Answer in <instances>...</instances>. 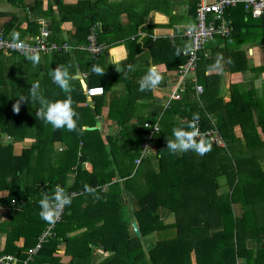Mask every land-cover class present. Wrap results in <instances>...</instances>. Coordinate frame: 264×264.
<instances>
[{
  "label": "trees",
  "instance_id": "obj_1",
  "mask_svg": "<svg viewBox=\"0 0 264 264\" xmlns=\"http://www.w3.org/2000/svg\"><path fill=\"white\" fill-rule=\"evenodd\" d=\"M5 1L30 11L42 6V0ZM102 1L85 0L87 12L82 13V1L65 6L62 0H53L62 20L69 14L77 16L67 40L59 39L56 28H48L52 40L59 45L68 43L71 51L33 54L39 57L38 63L29 60L30 55L0 52V139L5 135L11 138L9 143L0 140V192L4 191L0 208L5 211L0 222V235L5 236L0 256H13L16 264H264V94L233 85L230 101L223 104L217 88L207 81L213 76L199 70L200 63L224 59L233 71L239 54L244 53L243 42L236 35L247 34L249 26L255 25L263 40L264 13L256 18L243 4L228 5L223 15L231 20L230 35L213 37L222 44L214 48V56L206 52L208 42L199 50L194 79L190 76L180 99L170 100L155 115L154 111H139L146 105L141 99L153 97L152 91L143 96L128 69L120 73L128 88L126 101L122 95L105 96L110 89L106 75L98 82L103 92L87 101L80 81L73 77L76 55L85 53L95 59L118 42L107 16L101 15ZM178 1L189 5L188 26L193 25L196 0H138L132 12L128 11L137 18L133 19L134 31L150 32L156 27L153 21H146L149 13L169 15V24L184 17ZM50 12L48 8L44 14ZM20 23L19 16L12 15L3 25L4 36L13 39V30ZM92 27L104 46L95 55L88 50ZM38 28L30 21L29 33L18 39L38 33ZM185 28L173 41L162 37L152 41L140 33L131 37L150 48L154 64L176 72L168 96L175 88L177 66L187 60L183 53L189 45L182 35ZM134 47L140 50V45ZM57 66L69 71L70 93H64L52 80ZM237 69L247 67L239 64ZM263 69V65L253 68ZM195 80L203 87L199 95ZM87 82L88 87L97 85L90 78ZM33 83H39L46 100H69L79 115L74 130L53 129L37 115L42 107L38 101H20L19 96L27 95ZM97 97L100 99L94 103ZM104 105L106 111L101 108ZM104 114L118 123L114 133L105 135L99 128H85L95 126V117ZM193 114L199 115L202 129L215 128L224 144L204 142L210 150L203 155L170 152L167 143L174 139L173 129L186 126ZM134 116L137 121L130 125ZM236 125L241 137L234 131ZM26 138L31 139L30 144L14 154V142ZM145 142L157 157L156 165L149 157L152 152L136 163ZM57 186L70 195L71 204L63 208L58 220L48 222L39 215V201L45 194L51 199ZM162 209L170 212V220L161 216ZM133 221L139 226L140 237L132 228ZM43 233L42 246L29 253ZM21 239L24 241L18 244Z\"/></svg>",
  "mask_w": 264,
  "mask_h": 264
},
{
  "label": "crops",
  "instance_id": "obj_2",
  "mask_svg": "<svg viewBox=\"0 0 264 264\" xmlns=\"http://www.w3.org/2000/svg\"><path fill=\"white\" fill-rule=\"evenodd\" d=\"M27 3H31L33 0H25ZM82 1L80 12L86 13L87 9L85 8V0H62V4L65 6H72L77 4L78 2ZM95 1V0H91ZM53 0H42V6L39 10L30 11V9H21L15 5H11L7 3L5 0H0V31H4V23L10 19V17L14 14L19 16L21 19L20 26L16 28L14 34H18V37L22 38L25 37L29 31V24L30 21L35 22V27L38 28L41 26V21L46 22L47 28L51 30H55L56 28L59 39L67 40L71 37L74 31V20H77V16L74 14H69L68 19H64L59 12L58 3H52ZM138 0H103L102 1V9L101 15L107 16V20L111 24V34L114 39L118 42L114 43L113 46H109L106 48L105 53L99 55L95 59L90 58L85 53H79L75 56V63L78 64V67L75 65V73L73 77L77 78V74L81 75L85 80L88 86V79L90 78L91 81L97 83L92 86H99L98 82L103 79L102 75H106L109 78L110 89L105 96L110 95L111 97L123 96L124 101L127 100L128 94L126 87L127 84L124 82L122 75L123 70L128 69L130 78L133 82L138 83V87L140 85V81L146 72L150 68H155L158 74L161 76L160 84L155 88L152 89L153 97H144L141 100L146 105H142L139 111H154L155 115L158 113V107L165 104L164 102L168 98L169 88L172 82L176 79V72L166 70L163 66H158L157 64L153 63V55L149 52V47L143 46L139 41L141 39L132 40L131 37L136 35H141L146 37H151L152 41H155L157 38H168L170 41H173L174 37L179 36L177 33H180L186 26L191 23V16L186 15L188 14L189 5L183 2H177L178 6L181 9H184V17H180L175 20L172 24H169L170 17L161 12L149 13L146 17V21H153L156 27L150 32L142 31L139 32L140 29L134 31V20L137 19L135 15L129 16L128 11L132 12L134 5ZM49 3H52L49 6ZM51 10L49 14H44L46 10ZM181 13V11L172 10V13ZM264 13V12H263ZM258 18V17H256ZM253 19V18H252ZM100 21L102 25V21ZM34 28V27H33ZM251 29L250 32L244 35H236V38L243 42L241 44V50L244 53L239 54L238 63H234L233 66L235 69H228V65H225L224 59H217V61H213L205 65L204 63H200V71L204 73L207 77L213 76L207 80L208 82H212L213 85L217 88L216 94L218 98L222 99L223 104L227 103L231 99L233 85H239L243 88H255L259 94H264V69L263 71H255L253 68L263 65L264 66V36L263 40L260 38L259 35V28L255 25L249 26ZM39 29V28H38ZM243 31H246V28H243ZM134 44L140 45V50H136ZM222 44L215 38L207 43V50L206 52L209 53V56H214L215 52L213 51L214 48ZM213 53V55H212ZM93 59V61H91ZM239 64H243L244 68L247 67V70L241 71L237 69ZM92 66L100 67L103 70V74H98L92 71ZM79 81L80 79L77 78ZM109 86V85H108ZM135 88V85H134ZM83 89V88H82ZM84 91V90H83ZM122 91L120 95H117V92ZM141 94L144 96L146 93L150 91H140ZM141 95V96H142ZM135 95H133V98ZM150 98V99H149ZM87 101L91 100V98H87ZM95 99V100H94ZM93 102L100 97L94 98ZM150 102H149V101ZM220 104V103H219ZM103 111L107 110V107L104 105L101 107ZM156 110V111H155ZM105 113V112H104ZM146 114V113H145ZM96 123L99 122V125H95L96 128L102 131L103 134L108 135L110 133L115 132V128L118 127V123L115 120L109 119L104 114L101 117H95ZM171 118L169 121H172ZM212 122L214 118L211 119ZM137 121L136 116L132 117L129 121V124L132 125ZM89 126L85 127L88 128ZM109 127L110 131L107 130ZM94 128V129H96ZM234 131L237 136L241 137L240 127L236 125L234 127ZM4 137V138H3ZM3 139L7 140L8 136H3ZM106 140V138H104ZM31 139L26 138L23 140L24 147L29 145ZM86 167H90L89 163L85 164ZM4 195V191L0 192V196ZM2 213L5 214L3 208H0V222L3 221ZM161 216L165 220H170L171 214L168 210H160ZM22 241L20 240L17 242L21 244ZM5 243V236L0 235V249L3 248ZM17 261L13 262L12 264H16Z\"/></svg>",
  "mask_w": 264,
  "mask_h": 264
},
{
  "label": "built area",
  "instance_id": "obj_3",
  "mask_svg": "<svg viewBox=\"0 0 264 264\" xmlns=\"http://www.w3.org/2000/svg\"><path fill=\"white\" fill-rule=\"evenodd\" d=\"M238 3L243 4L245 10L253 17H259L264 12V0H196V17L193 25L187 26L183 32L189 40V45L185 48L183 53L186 55L187 60L177 66V75L175 88L172 94L168 96L167 106L170 100L180 99L181 91L185 88V84L190 81L193 75L195 76L196 64L198 60V52L207 42L218 35L221 37H228L231 33V20L225 18L223 15L224 9L228 6H235ZM52 32L47 28L46 22L41 21L39 32L34 35H29L26 39L13 40L4 36L0 31V52L16 53L18 55H33L40 52L53 53V52H68L71 51V45L64 42L59 45L51 38ZM89 45L88 50L93 54H98L104 48L103 44L98 43L95 28L90 29L88 35ZM196 94L199 95L203 91L202 85L196 83L194 85ZM88 98L103 92L102 86L87 87L84 91ZM164 105V106H165ZM190 120L189 122H191ZM148 124L145 123V126ZM198 142H217L222 144V139L219 137V132L215 128L202 129L201 124L198 123ZM153 133V130H151ZM150 144L145 142L140 157L136 159V163H140L141 159L146 157L151 151ZM63 209L60 211V215ZM55 219L58 220L60 218ZM46 236V233L40 235L38 242L31 247L28 252L35 253L41 246ZM16 258L9 255L0 256V264H12Z\"/></svg>",
  "mask_w": 264,
  "mask_h": 264
},
{
  "label": "clouds",
  "instance_id": "obj_4",
  "mask_svg": "<svg viewBox=\"0 0 264 264\" xmlns=\"http://www.w3.org/2000/svg\"><path fill=\"white\" fill-rule=\"evenodd\" d=\"M13 40L18 39V34H13ZM28 59L33 63L39 62V57L36 55L28 56ZM92 71L103 74L100 67H93ZM53 82L64 92L70 93L71 91V76L66 68L57 66L52 70ZM161 81V76L155 68H150L140 81L139 90H152L155 89ZM88 87V86H87ZM20 101L32 99L41 104V110L37 115L44 121L51 124L53 129L67 128L74 130L77 127L79 115L73 109L68 99L64 101H51L46 100L40 93L39 83H33L27 95H21ZM20 101L15 105V109L19 110ZM200 117L198 114H193L192 121L186 126H181L173 129L174 139L168 140L167 149L176 154H182L188 151L196 152L203 155L206 151L210 150V145L205 146L204 142H198V121ZM40 211L39 215L42 219L48 222H54L59 217L61 209L71 204V197L62 188L57 186L51 197L47 194L43 195L39 201Z\"/></svg>",
  "mask_w": 264,
  "mask_h": 264
},
{
  "label": "rangeland",
  "instance_id": "obj_5",
  "mask_svg": "<svg viewBox=\"0 0 264 264\" xmlns=\"http://www.w3.org/2000/svg\"><path fill=\"white\" fill-rule=\"evenodd\" d=\"M150 99V98H149ZM149 101V100H148ZM150 102V101H149ZM167 102V101H166ZM166 102H164V103H166ZM165 105V104H164ZM163 104L161 105V106H164ZM166 106V105H165ZM139 108V107H138ZM159 110H160V107H158V110H157V112H159ZM156 111V110H155ZM6 136V135H5ZM3 137V136H2ZM1 137V141H2V143H9V142H11V138H9V137H7V140L6 139H3ZM222 144H224V142H222ZM23 148H25L24 147V144H23V141H19V140H16L15 142H14V144H13V153L14 154H20L21 153V151H22V149ZM152 152V154H149V157H151V160L153 161V163L156 165V159H157V157L156 156H154V154H153V150L151 149V151H150V153ZM74 168H77V166L75 165L74 166ZM86 168H89V167H86Z\"/></svg>",
  "mask_w": 264,
  "mask_h": 264
},
{
  "label": "water",
  "instance_id": "obj_6",
  "mask_svg": "<svg viewBox=\"0 0 264 264\" xmlns=\"http://www.w3.org/2000/svg\"><path fill=\"white\" fill-rule=\"evenodd\" d=\"M75 65H76V67H78V64H77V63H75ZM77 78L80 79V83H81V85H82V88H83V90L85 91L86 88H87V84H86L85 80H84L83 77H82L81 75H79V74H77ZM97 125H99V122L96 123V126H97ZM96 126H92V127H88V128H90V129H94V128H96ZM132 228H133L134 232L136 233V235H137L138 237H140V236H141V232H140L139 226H138V224H137L136 221H133V222H132Z\"/></svg>",
  "mask_w": 264,
  "mask_h": 264
}]
</instances>
